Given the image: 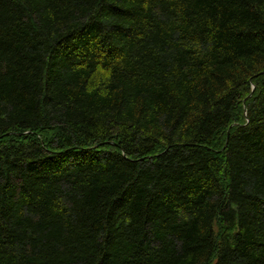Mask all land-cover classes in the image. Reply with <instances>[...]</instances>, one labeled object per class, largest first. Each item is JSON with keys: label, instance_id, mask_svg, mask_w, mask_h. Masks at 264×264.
<instances>
[{"label": "trees", "instance_id": "1", "mask_svg": "<svg viewBox=\"0 0 264 264\" xmlns=\"http://www.w3.org/2000/svg\"><path fill=\"white\" fill-rule=\"evenodd\" d=\"M0 264H264V0H0Z\"/></svg>", "mask_w": 264, "mask_h": 264}]
</instances>
